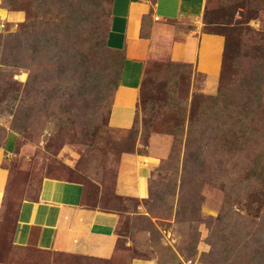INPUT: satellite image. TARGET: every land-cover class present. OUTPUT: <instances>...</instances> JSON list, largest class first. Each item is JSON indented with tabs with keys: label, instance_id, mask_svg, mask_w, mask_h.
Listing matches in <instances>:
<instances>
[{
	"label": "rangeland",
	"instance_id": "obj_1",
	"mask_svg": "<svg viewBox=\"0 0 264 264\" xmlns=\"http://www.w3.org/2000/svg\"><path fill=\"white\" fill-rule=\"evenodd\" d=\"M111 4L0 0V253L24 264H264V0H209L198 25L225 40L220 74L150 61L124 132L108 124L123 62L106 46ZM126 154L151 168L144 199L115 192ZM46 178L83 183L87 206L118 212L112 259L12 245L21 202Z\"/></svg>",
	"mask_w": 264,
	"mask_h": 264
},
{
	"label": "crops",
	"instance_id": "obj_2",
	"mask_svg": "<svg viewBox=\"0 0 264 264\" xmlns=\"http://www.w3.org/2000/svg\"><path fill=\"white\" fill-rule=\"evenodd\" d=\"M208 4L209 0H112L106 44L124 56L108 119L112 130L133 129L143 77L152 60L192 65L215 81L222 68L225 40L204 33L198 25ZM149 168L138 155H124L116 194L146 198ZM3 181L0 170V192ZM86 195L83 183L44 179L37 198L24 200L19 206L12 245L21 250L37 248L57 255L112 259L117 251L120 216L115 210L87 206ZM1 220L0 214V224ZM21 260L0 253V264H24Z\"/></svg>",
	"mask_w": 264,
	"mask_h": 264
},
{
	"label": "trees",
	"instance_id": "obj_3",
	"mask_svg": "<svg viewBox=\"0 0 264 264\" xmlns=\"http://www.w3.org/2000/svg\"><path fill=\"white\" fill-rule=\"evenodd\" d=\"M229 45L230 44H228V47H229ZM106 46H107V44H106ZM108 48V47H107ZM110 50V49H109ZM114 53H116V52H114ZM117 54H120L121 56H122V58H123V62H122V69H123V64H124V56L121 54V53H117ZM121 74H122V72H121Z\"/></svg>",
	"mask_w": 264,
	"mask_h": 264
}]
</instances>
